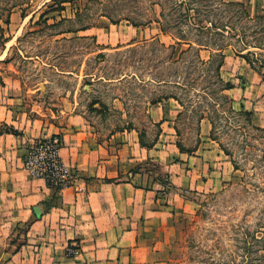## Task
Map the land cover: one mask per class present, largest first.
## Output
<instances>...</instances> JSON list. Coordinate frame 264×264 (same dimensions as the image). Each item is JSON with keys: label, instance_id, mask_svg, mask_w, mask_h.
Returning <instances> with one entry per match:
<instances>
[{"label": "rangeland", "instance_id": "1", "mask_svg": "<svg viewBox=\"0 0 264 264\" xmlns=\"http://www.w3.org/2000/svg\"><path fill=\"white\" fill-rule=\"evenodd\" d=\"M59 1L0 0V56L5 53L6 60L0 70L21 77L27 90L46 84V103L77 90L84 105L98 103L117 125L122 121L109 104L112 97L122 94L134 107L139 97L174 94L183 106L177 143L188 152L206 143L214 150L208 158L221 150L228 163L222 186L178 217L173 264H264V129L238 105L239 95L225 88L231 80L240 84L236 74L246 72L235 48L249 51L264 76V0H224L245 7L212 0ZM194 17L226 25L225 34L202 33L192 26ZM180 38L234 47L225 51L218 72L220 57L209 61V49L201 53L186 43L184 54L175 57L173 43ZM203 119L213 142H199ZM141 124L143 143L153 146L159 129L145 119L143 104ZM146 166L161 171L157 162Z\"/></svg>", "mask_w": 264, "mask_h": 264}, {"label": "crops", "instance_id": "2", "mask_svg": "<svg viewBox=\"0 0 264 264\" xmlns=\"http://www.w3.org/2000/svg\"><path fill=\"white\" fill-rule=\"evenodd\" d=\"M185 45L175 40L173 55L182 56ZM234 56L246 72L236 74L241 82L231 80L229 91L264 129V79ZM45 89L27 90L21 77L0 70V264H173L176 221L196 208L200 196L222 186L227 156L217 150L208 158L214 150L206 143L181 151L183 106L174 94L139 97L134 107L122 94L112 97L109 104L122 121L117 125L98 103L84 105L77 90L46 103ZM142 104L145 119L159 129L149 147L141 143ZM201 125L199 142H213L211 125L205 119ZM56 133L60 156L75 173L73 184L62 189L24 167L29 143ZM149 161L161 171L149 170Z\"/></svg>", "mask_w": 264, "mask_h": 264}, {"label": "built area", "instance_id": "3", "mask_svg": "<svg viewBox=\"0 0 264 264\" xmlns=\"http://www.w3.org/2000/svg\"><path fill=\"white\" fill-rule=\"evenodd\" d=\"M61 146L62 138L59 133L43 136L29 143L24 158L26 169L58 189L71 186L75 176L74 171L60 156Z\"/></svg>", "mask_w": 264, "mask_h": 264}, {"label": "trees", "instance_id": "4", "mask_svg": "<svg viewBox=\"0 0 264 264\" xmlns=\"http://www.w3.org/2000/svg\"><path fill=\"white\" fill-rule=\"evenodd\" d=\"M59 1V0H58ZM72 1H74V0H60L59 2L60 3H62V2H72ZM212 2L213 3H217V4H219V5H222V6H228V5H232V6H243V7H245L244 6V3H241V2H224V0H212ZM194 8L195 7H193V10H194ZM245 9V16H246V18L245 19H249L250 18V16H249V13H248V11H247V9L246 8H244ZM195 11H196V8H195ZM24 16V15H23ZM264 16V15H263ZM263 16H259V18H261V17H263ZM196 17H194V21H192L191 22V24H192V26L194 27V28H196L197 30H199V31H201L202 33H205V34H208V33H222V34H225V29L227 28V26L226 25H224V26H219V25H217L214 21H212V20H206V22L208 23V24H204L203 23V20H201V19H197ZM0 27H2L1 26V24H0ZM231 30H232V28H231ZM10 39H6L5 40V42H7V41H9ZM178 42L179 43H182V42H184V43H189L190 44V46H195V47H198V49H209V50H211V55H210V59H209V61H213L214 60V58L216 57V56H219L220 57V59H219V61H218V64H217V70H218V72H220V70H221V68H222V66L224 65V63H225V57H226V53H225V51L229 48V47H231V46H233L231 43H229V42H224V43H222V44H217V42H215V41H213L212 43H205V42H203V41H201V40H191V39H187V38H180V40H178ZM234 47V46H233ZM235 51H236V53L239 55V56H242L244 59H246V61L263 77V79H264V76L261 74V72L259 71V69H257L256 68V66L254 65V62H253V60L252 59H250V57H249V55H250V52L248 51L247 53H241L237 48H235ZM3 61H6V60H3ZM233 87V84L229 81V82H226V84H225V88L226 89H230V88H232ZM242 110L246 113V114H248V115H250V112H248V111H246V110H244L243 108H242ZM13 131H15V130H13ZM144 146H146V144H144L143 142H141ZM178 144V146H179V148L181 149V151H186V152H188V150H185L182 146H181V144H179V143H177Z\"/></svg>", "mask_w": 264, "mask_h": 264}]
</instances>
